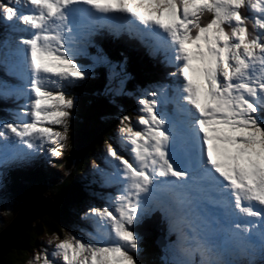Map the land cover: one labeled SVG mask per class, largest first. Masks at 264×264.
Here are the masks:
<instances>
[{"label":"snow or ice","instance_id":"6c2138e0","mask_svg":"<svg viewBox=\"0 0 264 264\" xmlns=\"http://www.w3.org/2000/svg\"><path fill=\"white\" fill-rule=\"evenodd\" d=\"M0 28V68L18 82L0 100L24 101L0 119V168L62 155L66 93L97 63L123 92V64L76 62L98 33L135 39L174 69L139 94L135 129L119 118V151L107 144L92 165V182L115 194L81 212L88 239L60 240L39 264H140L136 228L153 214L176 237L164 264H264V0H7Z\"/></svg>","mask_w":264,"mask_h":264},{"label":"trees","instance_id":"16d2710c","mask_svg":"<svg viewBox=\"0 0 264 264\" xmlns=\"http://www.w3.org/2000/svg\"><path fill=\"white\" fill-rule=\"evenodd\" d=\"M141 55L140 58L135 59V73L136 80L144 82L141 84L144 85L153 77H157V73H160V66L143 52ZM102 73L106 75V69L102 68L70 90V95L75 97V107L69 121L67 149L62 150L61 161L54 165L57 171L46 170L42 173L45 175L44 178H39V180H44L51 174L57 177V184L50 191V198H52L50 212L47 216L30 224L29 229L16 240L15 246L1 256L0 264H30L34 251H42L48 247L45 237L53 236L62 240L70 234L76 236L82 234L79 230L82 226L79 225L78 209L88 193L87 190L93 193H97L98 190L93 183V186L87 187L86 182L91 181V177L78 180L76 174L83 173L88 161L97 157L95 153L99 150L101 142L107 140L113 128L120 124L119 118L132 115L130 111H134L136 106V93L142 89L131 87L132 91L129 94L118 96V94L108 93L107 98L102 94L107 76L100 77ZM8 177L9 182L6 186L8 190L4 192L5 198L2 201L18 202L17 197L21 199V195L24 196L35 185V179H28L27 176L17 174L15 171L9 172ZM36 182L39 183L38 180ZM14 187L18 190L19 196L14 193ZM19 206L18 202V205L11 209V218ZM138 229L141 237V251L137 258L140 264H164L166 253L158 246L156 240L159 233L158 228L151 224L150 227L145 228L139 226Z\"/></svg>","mask_w":264,"mask_h":264},{"label":"water","instance_id":"95a60500","mask_svg":"<svg viewBox=\"0 0 264 264\" xmlns=\"http://www.w3.org/2000/svg\"><path fill=\"white\" fill-rule=\"evenodd\" d=\"M49 209L48 198L39 192L30 191L12 221L0 231V255L7 253L14 246L16 239L29 229L32 221L48 215Z\"/></svg>","mask_w":264,"mask_h":264},{"label":"rangeland","instance_id":"374dc122","mask_svg":"<svg viewBox=\"0 0 264 264\" xmlns=\"http://www.w3.org/2000/svg\"><path fill=\"white\" fill-rule=\"evenodd\" d=\"M6 2H7V0H4V3H6ZM2 4H3V3H0V5H2ZM240 11H241V9H240ZM241 13L244 14L245 12H244V11H241ZM224 27H225L226 30H227V25H225ZM80 60H81V58H80V56H78L76 62H77V63H81ZM153 61H154L155 64H158V65H159V61L155 60V58L153 59ZM148 91H149V90H148ZM140 114H141V113L138 111V112L135 113L134 116H133L132 121H133V127H134V129L136 128V125H135L136 117H138ZM0 119H3V118L1 117ZM46 126H47V125H46ZM53 127H54V129L57 130V131H63V128L60 127V126H55V125H53ZM113 147H114V146H113ZM103 153H104V151H103ZM120 153H121V152H120ZM16 204H18V202L12 203V202H9V201H0V215L3 217L4 221H8V220L11 218V216H10V214H11V212H12L11 209L14 208V205H16ZM86 205L88 206V204H86ZM84 209H85L84 206H82L80 212H82ZM36 220H37V219H36ZM88 221H89V223L92 224V221L87 220V222H88ZM0 222H1V220H0ZM4 224H5V222L2 223V224L0 225V229L2 228V226H3ZM92 225H93V224H92ZM72 237H75L76 239H83V240H86V238L82 237L81 235H79V236L77 235V236H76V235H74V234H70L69 236H67L66 239H71ZM45 239L47 240V242H49V240H52L53 243H52V244H49V246H50L49 249H43L42 251H40V252L37 253V254H36V253H33L32 256H31V263H32V264L38 263V261H37L36 259H34V257H36L38 254H40V253H42V252H50V251L53 249L55 243H58V242L60 241V240L57 241V239H56L55 237H53V236L45 237ZM62 240H64V239H62ZM0 256H1V255H0ZM258 264H259V261H258Z\"/></svg>","mask_w":264,"mask_h":264},{"label":"bare ground","instance_id":"6f19581e","mask_svg":"<svg viewBox=\"0 0 264 264\" xmlns=\"http://www.w3.org/2000/svg\"><path fill=\"white\" fill-rule=\"evenodd\" d=\"M4 84L6 85V83H4ZM91 181H92V180H91ZM91 181H90V182H91Z\"/></svg>","mask_w":264,"mask_h":264}]
</instances>
